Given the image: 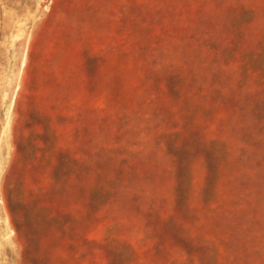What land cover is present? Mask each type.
Instances as JSON below:
<instances>
[{"label": "rangeland", "instance_id": "1", "mask_svg": "<svg viewBox=\"0 0 264 264\" xmlns=\"http://www.w3.org/2000/svg\"><path fill=\"white\" fill-rule=\"evenodd\" d=\"M0 264H264V0H0Z\"/></svg>", "mask_w": 264, "mask_h": 264}, {"label": "bare ground", "instance_id": "2", "mask_svg": "<svg viewBox=\"0 0 264 264\" xmlns=\"http://www.w3.org/2000/svg\"><path fill=\"white\" fill-rule=\"evenodd\" d=\"M23 62H24V59H23ZM13 102V101H12ZM10 111V110H9ZM10 113V112H9Z\"/></svg>", "mask_w": 264, "mask_h": 264}]
</instances>
